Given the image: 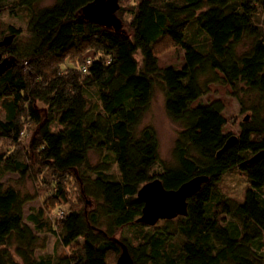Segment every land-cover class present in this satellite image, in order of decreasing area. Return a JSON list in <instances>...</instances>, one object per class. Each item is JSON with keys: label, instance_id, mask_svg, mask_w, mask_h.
Instances as JSON below:
<instances>
[{"label": "trees", "instance_id": "16d2710c", "mask_svg": "<svg viewBox=\"0 0 264 264\" xmlns=\"http://www.w3.org/2000/svg\"><path fill=\"white\" fill-rule=\"evenodd\" d=\"M42 1L0 0V15L27 20L25 32L0 29V264H108L121 245L133 264H264V156L252 161L264 152V0H134L130 34L120 7L116 31L83 20L94 0ZM165 40L182 52V68L159 66ZM212 85L228 86L249 116L219 156L230 137L223 103L193 106ZM156 90L180 127L169 164L153 127L142 126ZM35 168L51 177L54 200L76 184L82 206L54 222L39 210L30 227L24 207L37 197L18 185ZM234 170L248 183L240 202L219 189ZM8 175L18 178L3 181ZM196 178L207 181L185 216L138 222L144 185L158 179L177 190ZM47 233L66 254L44 253Z\"/></svg>", "mask_w": 264, "mask_h": 264}, {"label": "rangeland", "instance_id": "374dc122", "mask_svg": "<svg viewBox=\"0 0 264 264\" xmlns=\"http://www.w3.org/2000/svg\"><path fill=\"white\" fill-rule=\"evenodd\" d=\"M52 2L53 0H43L41 5L48 6ZM133 2L134 0H118L119 7L123 9L121 14H118V18L122 21L123 32L126 34H130L128 25L131 20L130 16H128L126 12L127 8ZM26 21V18L24 16L22 17L20 14L11 18L10 15H8V10H5V12L0 15V29L4 28L5 24L12 23L17 27V29H21L22 32H25ZM155 53L158 58L159 66L162 68L175 67L180 69L184 64L182 52L175 48L171 42L169 43L166 40L156 46ZM77 58L78 57H75V55H70L67 60L68 65L72 68L77 67V61L79 60V58ZM215 100H220L224 105V118L226 121L224 134L237 137L240 133L241 124L244 121H247L249 116L241 111L240 105L236 99L231 96V90L228 86L212 85L209 93L195 102L193 106H196L198 103L208 104ZM28 125L31 124L28 123ZM142 126L153 127L158 140V157L161 163H171L172 151L177 134L180 131V127L168 119L164 110V96L160 90L155 91L151 105L143 118ZM28 128V135L23 141L22 148H19V151L21 150L26 157H28V145L31 137L33 136L34 126L31 125ZM5 147H8V145L5 144ZM90 158L92 163H95L98 157L92 154ZM33 171L36 175L31 174L24 184L18 185L21 192L24 194L37 197L36 200L26 204L24 207L25 222L30 225V227L33 228V224L29 221L28 217L31 214H36L39 210L42 211V213L44 212L43 219H50V221L54 222L56 216H59L63 211L77 209L82 206L83 201L81 200L76 184L75 186L73 183H70L66 188L67 192L65 191V198L61 199V201H57L52 198L53 196L50 194L51 190L47 189L45 186L47 183L52 181L51 177L47 173L40 175L38 168H35ZM17 178V176L8 175L3 179V181L9 179V181L14 182ZM247 186L248 183L245 177L237 170L226 174L219 183L220 192L224 195V197L236 202L241 201ZM46 238L47 244L44 251L45 254H66V252H63L62 248L56 243V239L53 234L47 233ZM66 251L69 252V250ZM40 255L41 253L37 252V256ZM117 258L118 257L110 255L108 258V264H116Z\"/></svg>", "mask_w": 264, "mask_h": 264}, {"label": "water", "instance_id": "95a60500", "mask_svg": "<svg viewBox=\"0 0 264 264\" xmlns=\"http://www.w3.org/2000/svg\"><path fill=\"white\" fill-rule=\"evenodd\" d=\"M118 9V0H94L82 10L83 20L120 31L122 25L115 16ZM6 44L7 41H0V48ZM1 61L2 55H0V69L4 66V62ZM235 143L236 137L230 136L218 156L233 147ZM263 156L264 152L256 156L252 161ZM206 181V178H196L183 184L177 190L164 189L158 179L144 185L138 192V198L144 204L142 215L138 222L153 226L162 220L185 216L188 199L196 194ZM116 264H133L124 245H121V253Z\"/></svg>", "mask_w": 264, "mask_h": 264}, {"label": "built area", "instance_id": "2783aa9c", "mask_svg": "<svg viewBox=\"0 0 264 264\" xmlns=\"http://www.w3.org/2000/svg\"><path fill=\"white\" fill-rule=\"evenodd\" d=\"M61 216H62V214L59 215V217H61Z\"/></svg>", "mask_w": 264, "mask_h": 264}]
</instances>
